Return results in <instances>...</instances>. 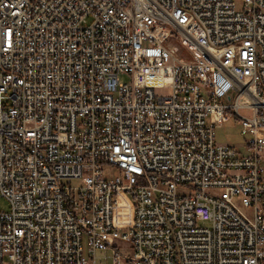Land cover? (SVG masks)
Returning a JSON list of instances; mask_svg holds the SVG:
<instances>
[{
  "label": "built area",
  "instance_id": "1",
  "mask_svg": "<svg viewBox=\"0 0 264 264\" xmlns=\"http://www.w3.org/2000/svg\"><path fill=\"white\" fill-rule=\"evenodd\" d=\"M0 199V264H264V0H0Z\"/></svg>",
  "mask_w": 264,
  "mask_h": 264
},
{
  "label": "rangeland",
  "instance_id": "2",
  "mask_svg": "<svg viewBox=\"0 0 264 264\" xmlns=\"http://www.w3.org/2000/svg\"><path fill=\"white\" fill-rule=\"evenodd\" d=\"M236 10H241L240 4L238 1H236ZM120 82L122 83H129L130 77L128 76H120ZM215 140L218 145L222 146H231L235 147L237 149H242L243 146H245V137L241 135V127L238 125L237 118L235 116L229 117L226 116L221 124V126L215 131ZM80 186L79 182H73L72 187H78ZM179 194L187 195L189 193L188 190H178ZM9 205L5 200L0 199V211H8ZM247 214L250 215L248 212ZM130 220V212H129V218ZM84 249L86 251V243L84 242ZM85 257L89 260L88 254L85 252ZM107 259L103 261V255L98 254L97 255V264H111L110 255H106Z\"/></svg>",
  "mask_w": 264,
  "mask_h": 264
}]
</instances>
